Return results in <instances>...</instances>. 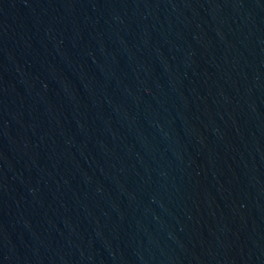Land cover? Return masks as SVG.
I'll use <instances>...</instances> for the list:
<instances>
[{
	"label": "water",
	"instance_id": "water-1",
	"mask_svg": "<svg viewBox=\"0 0 264 264\" xmlns=\"http://www.w3.org/2000/svg\"><path fill=\"white\" fill-rule=\"evenodd\" d=\"M0 264H264V0H0Z\"/></svg>",
	"mask_w": 264,
	"mask_h": 264
}]
</instances>
